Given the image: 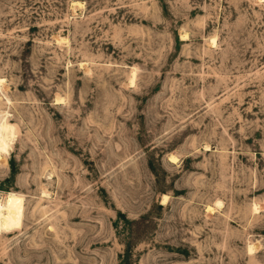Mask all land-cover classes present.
<instances>
[{"label":"rangeland","instance_id":"rangeland-1","mask_svg":"<svg viewBox=\"0 0 264 264\" xmlns=\"http://www.w3.org/2000/svg\"><path fill=\"white\" fill-rule=\"evenodd\" d=\"M0 79V264H264V0H0Z\"/></svg>","mask_w":264,"mask_h":264},{"label":"bare ground","instance_id":"bare-ground-1","mask_svg":"<svg viewBox=\"0 0 264 264\" xmlns=\"http://www.w3.org/2000/svg\"><path fill=\"white\" fill-rule=\"evenodd\" d=\"M77 4L79 5V3ZM214 43H215L214 39H212L211 44H214ZM3 82L4 80L0 79L1 88H2ZM16 131H17L16 126L10 123L8 119V113L0 111V163H2V165L7 160L6 153H8L10 145L15 139L14 137H15ZM170 158L171 160H175L174 156H170ZM22 200L23 199L21 196L15 193H12V192L6 193L3 197L0 196V234L4 232L12 231L15 228L18 229L19 228L18 226L21 227L20 222H21V216L23 214ZM219 204L220 203L217 202V205ZM208 209H212V208L208 207ZM257 209H258L257 205H254L253 210L256 212ZM253 249H254V246L249 244L248 250L251 252L253 251Z\"/></svg>","mask_w":264,"mask_h":264}]
</instances>
